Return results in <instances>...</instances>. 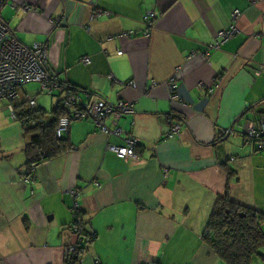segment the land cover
<instances>
[{
	"label": "crops",
	"instance_id": "0c3cea01",
	"mask_svg": "<svg viewBox=\"0 0 264 264\" xmlns=\"http://www.w3.org/2000/svg\"><path fill=\"white\" fill-rule=\"evenodd\" d=\"M0 17L19 42L46 44L48 72L79 102L134 104L104 118L118 134L72 121L71 148L28 184L23 130L0 101V264H68L77 210L94 235L81 264H224L203 238L216 198L264 215V149L244 135L264 114V0H0ZM130 137L135 157L106 149Z\"/></svg>",
	"mask_w": 264,
	"mask_h": 264
},
{
	"label": "built area",
	"instance_id": "2783aa9c",
	"mask_svg": "<svg viewBox=\"0 0 264 264\" xmlns=\"http://www.w3.org/2000/svg\"><path fill=\"white\" fill-rule=\"evenodd\" d=\"M255 3V0H250ZM16 7L17 4L13 3ZM24 10H30L29 6H22ZM109 13H107L108 15ZM234 19L240 16V11L235 9L232 13ZM155 15L153 12H147L142 18V22L146 26L143 34L149 35V30L153 27ZM237 32V28L231 26L229 29L220 30L218 36L221 42L229 38ZM133 32H126L120 36H132ZM261 37L264 40V28L261 31ZM218 46V44H216ZM121 52L118 51V54ZM81 62L88 64L90 62L88 57H83ZM29 83H37L39 85V92H44L52 95L53 92L59 90L61 87L58 83L56 76L48 72V55L47 46L44 43H36L32 46L25 45L18 41L13 30L8 24L0 17V101H6L7 107L11 116L15 119L14 103L19 101L22 96L23 88ZM129 87H135L133 82L128 83ZM173 88V84H169ZM29 107H35L36 101L34 97L25 95ZM63 104L70 111L68 116L58 119L55 135L60 136L65 133L72 121L92 119L96 126L102 130L104 134L115 133L118 134L119 130L114 129L111 131L104 125V118L113 116L118 119L124 114H132L134 112V104L131 101L119 100L115 104L106 102L105 100L89 101L87 103L78 102L75 95H68L63 100ZM178 124L171 127L170 135L178 132ZM244 135L248 141L255 142L259 149H264L263 136H264V117L257 121H250L247 124ZM137 141L130 137L125 140L122 146L107 144L106 149L111 152L115 157L120 159H127L135 157V148ZM35 180L34 169L32 172L24 176L23 181L28 184H33ZM78 227H74L72 232L74 238L68 246L69 263L68 264H81V258L78 256L80 251V235L78 234Z\"/></svg>",
	"mask_w": 264,
	"mask_h": 264
},
{
	"label": "trees",
	"instance_id": "16d2710c",
	"mask_svg": "<svg viewBox=\"0 0 264 264\" xmlns=\"http://www.w3.org/2000/svg\"><path fill=\"white\" fill-rule=\"evenodd\" d=\"M57 80L61 88L55 92L64 91L66 95L60 98V93L53 92L51 96L57 99L50 110L37 106L29 107L26 97L23 98L24 95L27 96L28 92L25 93L23 90L22 99L14 103L15 119L20 123L25 139L23 151L27 175L38 165L68 151L72 145L66 135L67 131L56 136L55 128L58 119L68 116L70 113L63 104V100L68 95H76L78 90L70 84ZM76 100L78 101L77 98ZM262 117L264 114L257 120ZM263 221L264 215L235 203L225 194L216 198L203 238L216 257L224 264H251L252 259L256 256L264 260V255L261 252L264 248V233L261 229ZM75 226L79 228L81 245L78 256L81 258L82 252L93 240L94 235L85 229L78 210L73 214L69 229L72 231ZM68 246H66L67 263H69Z\"/></svg>",
	"mask_w": 264,
	"mask_h": 264
},
{
	"label": "rangeland",
	"instance_id": "374dc122",
	"mask_svg": "<svg viewBox=\"0 0 264 264\" xmlns=\"http://www.w3.org/2000/svg\"><path fill=\"white\" fill-rule=\"evenodd\" d=\"M21 89L27 90L29 92V94L27 95H29L30 97H34L36 104L41 105L47 109L51 106V102L55 98L54 96L52 97L51 95H48L44 92L38 93L39 85L37 83H29L23 88H20V90ZM23 98H25V95Z\"/></svg>",
	"mask_w": 264,
	"mask_h": 264
}]
</instances>
